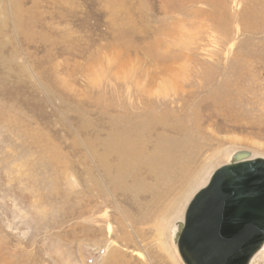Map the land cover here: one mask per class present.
Masks as SVG:
<instances>
[{
  "label": "rangeland",
  "instance_id": "obj_1",
  "mask_svg": "<svg viewBox=\"0 0 264 264\" xmlns=\"http://www.w3.org/2000/svg\"><path fill=\"white\" fill-rule=\"evenodd\" d=\"M242 150L264 0H0V264H182L170 226Z\"/></svg>",
  "mask_w": 264,
  "mask_h": 264
},
{
  "label": "water",
  "instance_id": "obj_2",
  "mask_svg": "<svg viewBox=\"0 0 264 264\" xmlns=\"http://www.w3.org/2000/svg\"><path fill=\"white\" fill-rule=\"evenodd\" d=\"M236 151L189 202L173 244L182 264H249L264 246V159Z\"/></svg>",
  "mask_w": 264,
  "mask_h": 264
},
{
  "label": "bare ground",
  "instance_id": "obj_3",
  "mask_svg": "<svg viewBox=\"0 0 264 264\" xmlns=\"http://www.w3.org/2000/svg\"><path fill=\"white\" fill-rule=\"evenodd\" d=\"M167 150H168V149H167ZM171 151H172V150H171ZM169 152H170V151H169ZM169 152H168V153H169ZM139 154H140V151H139ZM170 154H171V152H170ZM171 155L173 156L174 154H171ZM172 156H171V157H172ZM142 157H143V156H142ZM148 157H149V156H148ZM160 157H161V156H160ZM169 157H170V156H169ZM143 159H144V158H143ZM169 159H170V158H169ZM171 159H172V158H171ZM249 159H250V158H249ZM251 160H252V159H251ZM166 162H167V161H166ZM169 162H170V161H169ZM146 163H147V162H146ZM148 163H149V162H148ZM227 164H228V162H227ZM212 174H213V173H212ZM212 174H211V175H212ZM210 177H211V176H210ZM209 179H210V178H209ZM208 181H209V180H208ZM199 190H200V189H199ZM199 190H198V191H199ZM198 191H197V192H198ZM197 192H196V193H197ZM196 193H195V194H196ZM195 194H194V195H195ZM194 195H193V196H194ZM193 196H192V198H193ZM192 198L190 199V201L192 200ZM190 201H189V202H190ZM188 204H189V203H188ZM188 204H187V206H188ZM186 208H187V207H186ZM186 208H185V210H186ZM166 212H168V211H166ZM166 212H165L164 214L160 215V217H158L157 220H155V223H156L157 226H161L162 224L165 225V224L168 223L167 221H164L165 218H166V217L164 216V215H166ZM184 215H185V213H184ZM178 220H181L180 222H183V221H184V217H183V219H178ZM178 220H175V221L173 222V223H175V224H174L172 227L170 226V228H172V232H171V233H172V242H173V236H174V234H175V232H176V229H177V225L180 223ZM177 221H178V222H177ZM170 225H172V224L170 223ZM165 226H166V225H165ZM163 229H164V228H163ZM174 246H175V245H174ZM263 248H264V246H263ZM263 248H262V250H263ZM176 249H177V248H176ZM178 256H179V255H178ZM179 258H180V257H179ZM180 260H181V259H180Z\"/></svg>",
  "mask_w": 264,
  "mask_h": 264
}]
</instances>
